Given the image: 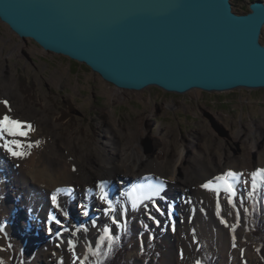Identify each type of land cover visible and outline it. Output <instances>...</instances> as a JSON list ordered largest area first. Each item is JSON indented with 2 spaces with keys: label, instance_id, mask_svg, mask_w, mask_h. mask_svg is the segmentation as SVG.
Segmentation results:
<instances>
[{
  "label": "rangeland",
  "instance_id": "obj_1",
  "mask_svg": "<svg viewBox=\"0 0 264 264\" xmlns=\"http://www.w3.org/2000/svg\"><path fill=\"white\" fill-rule=\"evenodd\" d=\"M231 1L234 10L237 7L236 2L240 3L241 13H244V9H249V4L252 2L251 0ZM261 41L264 43V29ZM1 72L4 79L13 80L16 86L9 103L19 104L23 109V112L19 113L16 107L17 113L10 115L18 119L32 113L40 114L39 119L33 124L34 131L30 137L35 140L39 138L40 144L36 147L39 150L43 149L53 137L50 135L47 138H40L42 121L56 118L54 123L60 126L57 137L61 139L63 147L71 149L88 143L91 149V163L98 162V143L108 138L109 141H113L116 148L122 149L127 140L132 138L131 132L139 129L141 134L138 135L136 146L145 157L142 165L150 166L153 170L158 168L169 172L180 155V163L175 171L178 178H183L187 172H190L187 170L188 167L193 168L192 174L195 179L212 178V176L214 178L217 174L209 177L194 172L200 171L201 166L214 165L223 169L230 163L240 164L241 158L243 159L246 154L253 170H257L260 166L264 168V89L239 88L226 92L191 90L185 94L167 92L156 86L133 91L120 89L106 82L88 65L65 55L48 52L32 38L20 37L0 19ZM4 79L0 78V85ZM239 133L242 134L241 138L238 137ZM253 143L256 147L251 151L250 146ZM188 145H191L192 149H188L186 147ZM67 155L66 151L65 156ZM118 160L117 158V163ZM241 166L226 167L227 171L232 170L242 174L234 184L235 203L229 202V194L226 192L222 194L220 201L222 207L233 206L245 212L243 216L245 224L241 233L249 228L250 234L247 236L243 234L239 243L234 245V254L229 257L225 252L217 249V244L205 246L201 243L198 244L193 255L179 264H205L206 259L214 261L215 264H261L256 252L258 243L252 235L251 221L255 216L254 206L257 208L261 199H264V182L258 181L254 194L251 187L240 185L244 176L252 181V172L246 176L243 174L244 164ZM151 176L162 178L155 171L145 178L149 180ZM125 179L123 175L120 177L123 182L127 181ZM122 181L113 180L107 185L108 190L119 191ZM26 188L32 197L30 202L32 205H45L43 197L38 199L36 191L34 192L30 186ZM59 190L61 195L71 197V192L76 193L77 186L73 190L61 186ZM180 193L173 192V198L170 196L165 205L168 206L176 196L178 200ZM140 196H148V194ZM140 210L141 208L138 207L129 213L118 231L111 230L114 239L120 242L127 233L132 235L131 241L126 246H118V264H165L164 238L155 231L154 227L145 226L142 220L138 221ZM56 212L62 216L58 211L49 214L44 211L45 218L47 214L55 217L62 227L51 228L53 230L67 228L66 223L61 222L62 217L60 219ZM77 212L79 217L76 220L72 213L65 212L67 215H63L69 221L83 223V214ZM169 216L178 219L179 213L173 210ZM171 228L172 233H176L175 226ZM21 230L25 233L30 232V229L24 225L21 226ZM103 237L104 239H100L88 253L84 254L81 247L75 246L48 264H86L89 260L98 263L106 255L112 254L114 249V245L109 249V241L105 235ZM114 239L112 241L116 242ZM13 243L14 238L11 237L5 248L0 246V261L3 264H13L11 262L13 260L7 258L13 256ZM34 244L41 246L42 242ZM146 253H150L149 258ZM20 256L22 262L29 260L23 254Z\"/></svg>",
  "mask_w": 264,
  "mask_h": 264
},
{
  "label": "bare ground",
  "instance_id": "obj_2",
  "mask_svg": "<svg viewBox=\"0 0 264 264\" xmlns=\"http://www.w3.org/2000/svg\"><path fill=\"white\" fill-rule=\"evenodd\" d=\"M0 78L4 79L2 72ZM6 79L0 85V101L7 98L10 102L9 98L16 90V86L13 80ZM198 90L200 89H193V91ZM10 105V113H17L16 107L19 113L23 112L21 105ZM5 111L4 105L0 103V116ZM38 115L40 114L32 113V115L21 116L18 119L29 121L33 125L39 119ZM55 119L42 121L40 138L53 135L43 149L33 147L28 150L30 155L22 159H13L0 150V229H2L0 246L5 248L11 237L14 238L12 246L14 254L12 253V257L11 255L7 257L8 260H13L11 261L13 264H48L75 246L81 247L84 254L90 252L105 235L104 228L118 231L122 227L125 217L134 210L131 206L134 199L140 195L148 194L149 196L156 189L160 190L159 195L139 204L138 207L141 210L138 221L142 220L145 226L154 227L155 231L164 238L165 264L183 263L186 258L195 253V249L201 243L205 246L217 244V249L225 252L229 257L234 254V245L239 243L243 234L244 236L250 234L247 227L246 232L241 233L245 224L243 219L245 212L242 209L233 206L222 207L220 197L225 192L222 188L218 195L216 191L201 187L206 181L212 180L213 176L212 178L195 179L191 167L187 168L190 172H187L183 178L175 175L180 163V155L169 172L158 170V168L153 170L150 166L144 167L142 161L145 157L136 146L138 135L141 134L139 129L131 132L132 138L127 140L122 149L116 148L113 141H109L108 138L98 143V162L91 163V149L88 143L71 149L63 147L61 139L57 137V130L60 126L54 123ZM241 135L239 133L238 137L241 138ZM30 139L39 140V138ZM186 147L192 149L191 145ZM255 147L253 143L250 150L252 151ZM184 149L187 150L185 147ZM66 151L67 156H65ZM117 158L119 163H117ZM241 160L240 164L230 163L227 166L240 167L244 164L243 174L246 176L255 171L249 164L248 154ZM218 167L201 166L200 171L196 170L194 173L210 177L215 174L219 176L227 171L225 166L223 169ZM258 169H261V166ZM154 171L162 178H156L155 175L147 180L145 177ZM122 175L126 178V182L120 180ZM244 179H247L245 180L247 183ZM113 180L122 181L121 188L117 192L108 190L107 185ZM100 181L106 182V191L116 209L114 213L110 212L105 215L104 209L107 203L99 199L100 190L97 188ZM251 182L248 177L244 176L240 185L251 187ZM26 186H30L34 192H37L38 199L44 198V206L30 203L32 197ZM61 186H66L70 190L77 186L76 193L71 192V197L61 195L57 191ZM175 191L181 192L180 198L177 200L176 196L168 206L165 205ZM52 195L57 196L59 208L53 205ZM157 205L162 211H157ZM171 209L179 213L178 219L169 216L172 214ZM44 211L48 214L58 211L62 216L56 212L57 215L59 218L62 217L61 222L64 221L67 228L53 230L52 226L62 227L54 223L50 215L47 214L45 218ZM77 211L83 214V223L69 221L63 215L65 212L72 213L76 220L79 217ZM113 216L120 221L119 225L113 224ZM22 225L29 228L30 232L25 233L21 230ZM170 226H175L176 233H172ZM35 242H42V244L37 246ZM21 254L29 260L22 262Z\"/></svg>",
  "mask_w": 264,
  "mask_h": 264
},
{
  "label": "water",
  "instance_id": "obj_3",
  "mask_svg": "<svg viewBox=\"0 0 264 264\" xmlns=\"http://www.w3.org/2000/svg\"><path fill=\"white\" fill-rule=\"evenodd\" d=\"M0 19L120 89H264V0H0Z\"/></svg>",
  "mask_w": 264,
  "mask_h": 264
},
{
  "label": "snow or ice",
  "instance_id": "obj_4",
  "mask_svg": "<svg viewBox=\"0 0 264 264\" xmlns=\"http://www.w3.org/2000/svg\"><path fill=\"white\" fill-rule=\"evenodd\" d=\"M6 109L5 113L0 116V150H3L7 155L11 156L13 159H22L27 155H30V150L33 147H37L40 144V141H32L30 139L32 132L34 131L33 125L29 121H22L20 119L14 118L9 113L11 112V105L7 100L0 101ZM242 174L234 172L232 170H228L225 173H222L219 176L214 177L212 180L206 181L201 187L216 191L219 195V191L221 188L229 194V202L235 203L234 197L236 195L234 184L236 179L240 177ZM251 188L253 190V194L258 187V181L264 182V168L257 169L251 173ZM245 183H247L245 181ZM215 185V187H214ZM97 188L100 190L99 199L101 201H106L107 207L104 209L105 215H108L110 212L114 213L116 209L113 207V200L109 198V193L106 191V182L100 181L97 184ZM60 191V190H57ZM159 189H156L151 192L149 196H140L137 199L132 201V208L137 209L139 204H142L145 200H150L152 197L159 195ZM51 200L54 206L59 208L58 198L56 195L51 196ZM81 207H83L81 205ZM157 211H162L157 205ZM67 215V213H65ZM56 223H60L59 220H56L55 217L51 218ZM113 224L119 225L120 221H118L114 216L112 217ZM158 223V222H157ZM226 223V222H225ZM2 231V229H0ZM105 237H107L109 244L108 247L111 249L112 240L114 237L111 234V230L108 228H104ZM101 239H104L102 237ZM0 264H3L0 261Z\"/></svg>",
  "mask_w": 264,
  "mask_h": 264
},
{
  "label": "trees",
  "instance_id": "obj_5",
  "mask_svg": "<svg viewBox=\"0 0 264 264\" xmlns=\"http://www.w3.org/2000/svg\"><path fill=\"white\" fill-rule=\"evenodd\" d=\"M254 1V0H251ZM236 12L241 13V6L239 2H236ZM244 13L248 12L249 9H244ZM254 219L252 221V235L254 236V239L256 243H258V246H256V252L260 259L261 264H264V199H261L260 204L257 206V208H254ZM131 233H127L122 242L114 239L116 242H111L112 246L114 245V249L112 254L106 255L101 259L98 263H93V261L89 260L86 264H118L119 262V248L118 246H126L131 241ZM148 258L150 257V253H146ZM149 260V259H148ZM205 264H215L214 261H211L210 259H206Z\"/></svg>",
  "mask_w": 264,
  "mask_h": 264
}]
</instances>
